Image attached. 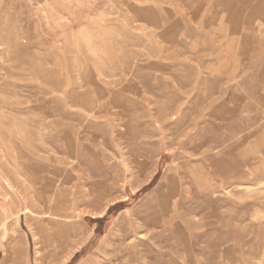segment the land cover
Masks as SVG:
<instances>
[{
	"label": "rangeland",
	"instance_id": "1",
	"mask_svg": "<svg viewBox=\"0 0 264 264\" xmlns=\"http://www.w3.org/2000/svg\"><path fill=\"white\" fill-rule=\"evenodd\" d=\"M0 186V264H264V0H0Z\"/></svg>",
	"mask_w": 264,
	"mask_h": 264
},
{
	"label": "crops",
	"instance_id": "2",
	"mask_svg": "<svg viewBox=\"0 0 264 264\" xmlns=\"http://www.w3.org/2000/svg\"><path fill=\"white\" fill-rule=\"evenodd\" d=\"M0 192H2V196L5 194L3 190H1V186H0ZM7 202V199H5ZM3 217H5V214L3 212V210L0 209V223H2L3 221ZM0 253H1V249H0Z\"/></svg>",
	"mask_w": 264,
	"mask_h": 264
},
{
	"label": "bare ground",
	"instance_id": "3",
	"mask_svg": "<svg viewBox=\"0 0 264 264\" xmlns=\"http://www.w3.org/2000/svg\"><path fill=\"white\" fill-rule=\"evenodd\" d=\"M216 119H217V118H216ZM223 119H224V118H223ZM157 121H158V120H157ZM115 240H116V239H115ZM118 242H119V241H118ZM124 246H125V245H124ZM112 248H113V247H112ZM112 248H111V249H112ZM129 248H130V247H129ZM118 250H119V249H118ZM108 251H111V250H108ZM104 252H105V251H104ZM103 254H104V253H103ZM103 254H102V255H103ZM124 254H125V253H124ZM124 254H122V255H124ZM103 256H104V255H103ZM106 256H107V253H106ZM107 257H108V256H107ZM107 257H106V258H107ZM101 258H103V257L101 256ZM96 259H97V258H96ZM121 260H122V259H121ZM93 261H94V260H93ZM94 262H96V261H94ZM100 263H101V262H100ZM116 263H117V261H116ZM90 264H91V263H90ZM93 264H94V263H93ZM110 264H111V263H110Z\"/></svg>",
	"mask_w": 264,
	"mask_h": 264
}]
</instances>
